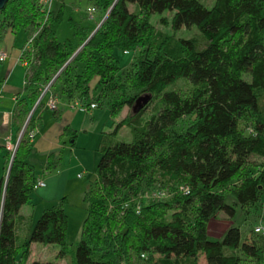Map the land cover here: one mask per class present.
Listing matches in <instances>:
<instances>
[{"label":"trees","instance_id":"1","mask_svg":"<svg viewBox=\"0 0 264 264\" xmlns=\"http://www.w3.org/2000/svg\"><path fill=\"white\" fill-rule=\"evenodd\" d=\"M114 2L87 0L98 21L108 15L77 53L92 30L71 21L80 42H59L60 11L47 12L40 0H8L0 10V40L7 31H38L21 56L28 68L12 113L15 134L54 77L51 93L67 103L108 106L112 117L131 109L98 146L71 264H199L202 255L203 264H264L261 234L252 230L255 238L242 240L234 226L220 240L207 234L217 212L233 214L228 193L243 210L264 196V0H215L210 8L199 0ZM164 11L171 13V30L195 26L197 35L174 44L168 36L156 39L149 18ZM116 50L134 52L122 73ZM179 80L192 87L187 94L169 88ZM141 94L151 99L134 114ZM154 101L157 109L143 119ZM124 126L131 140L113 141L110 135ZM34 127L31 116L7 178L12 151L0 144V264H59L28 263L33 242L57 245L58 259L67 253L64 199L41 213L28 237L17 236L19 210L37 181L28 161ZM50 159L45 171L58 164ZM156 190L166 196L152 198Z\"/></svg>","mask_w":264,"mask_h":264},{"label":"rangeland","instance_id":"2","mask_svg":"<svg viewBox=\"0 0 264 264\" xmlns=\"http://www.w3.org/2000/svg\"><path fill=\"white\" fill-rule=\"evenodd\" d=\"M206 7H212L215 0H199ZM128 8L130 11L135 10L134 4H128ZM89 5L87 0H51L50 10L52 11H60V22L57 28V39L59 42L68 45L70 42L77 45L80 40L79 36L75 34V27H88L92 30L90 35L95 31L96 28H99L103 22V19L98 21L96 15H89ZM141 17V16H140ZM170 17L171 13L169 11H164L162 13H153L149 18V26L152 27L154 36L156 35V39L160 40L163 36H168V40L170 44L177 43V40L180 38H191L197 35L198 30L195 26H191L190 28L182 27L178 31L171 30L170 27ZM166 20V23H163V20ZM71 21L74 23L75 27L71 25ZM88 36V38L90 37ZM31 35L26 32L20 30L17 32V43L20 44L18 46L19 52H21V47L25 45L28 38ZM160 36V37H159ZM87 38V39H88ZM86 41V40H85ZM17 45V44H16ZM17 47V46H16ZM115 59L120 67V73L124 71V69L129 65V63L134 58V52L130 51L127 54H124L120 50H116L114 52ZM20 70V71H19ZM18 71L22 72L20 66L18 67ZM17 71V72H18ZM16 74V73H15ZM19 78H21L20 73L17 74ZM180 89L182 93L187 94L191 90V86L185 80L177 81L173 86L169 88ZM51 91V90H50ZM94 94H97V91H93ZM55 95V94H54ZM141 94L140 96H143ZM158 102L154 101L149 104V106L145 109L143 113V119L147 118L151 113H153L158 106ZM108 108V106H105ZM125 116L131 115V109L127 106L124 107ZM42 121L40 128L43 131H51L52 126H54L57 122V119L50 117V109L46 106L42 113ZM121 120L120 115L116 117L113 121L114 125L111 123V126L108 125L109 128L106 131H113L116 123ZM110 121H104L103 123H108ZM33 128H31L32 130ZM30 130V131H31ZM113 141H125L128 142L131 140V135L129 129L124 126L120 128L116 134L110 135ZM16 136H14L15 138ZM87 138L90 139H81V141L86 140L84 144H82L83 151L81 154L84 156V166L86 173L83 174L82 179L69 180L66 185L65 192H62L60 196L53 200L52 203L56 204L58 201L64 199L63 208L65 213L67 214V253L62 259H58L56 257L59 247L54 244H41L33 242L30 247V255L28 257V263L33 261L39 262H52L59 264H71L73 260L75 245L79 240L81 225L83 222V218L85 216V207L86 204L83 202L82 197L84 190L89 187L91 183L95 181V169L97 162L99 160V153L97 152V148L93 147L92 139L93 135H89ZM80 142V141H79ZM13 144V142H11ZM81 143V142H80ZM12 146H15L13 144ZM42 153V152H41ZM40 153L37 146L34 147V150L29 157L31 164H33L36 171L41 172L43 167L45 166V156ZM255 163H260L262 160L256 156H252L251 159ZM62 161L59 163L58 167L55 169H59ZM9 166V164H8ZM73 166V164H72ZM71 166V167H72ZM63 167L69 171V155L65 153L63 158ZM8 169V167H7ZM72 170V169H71ZM54 170L47 172V174H53ZM41 188V187H40ZM86 191V190H85ZM42 191L33 190L30 194V202L24 204L21 209V214L29 215L26 220H19L17 222V236L19 239H23L29 236L31 229L35 221L39 218L41 213L51 207V203L48 204V200L43 199ZM226 203L231 205L234 209L232 215L228 216L225 212H217L215 216L210 220L208 224V238L210 240H220L223 236V233L231 226L239 228L241 232L242 240L250 234L252 238H255V235L252 233V230L255 225L260 222H264V196L261 201L257 203L255 206L250 207L248 209H242L239 205L235 204V200L231 194H227L225 196ZM48 205V206H47ZM51 205V206H50ZM171 211L168 212V214ZM169 216V215H168ZM250 236L248 237L250 239ZM244 240L245 244H249V239ZM250 252L253 251V248H248ZM251 260V259H250ZM205 259L203 255L200 257L199 264H203ZM244 264H255V260L249 261Z\"/></svg>","mask_w":264,"mask_h":264},{"label":"crops","instance_id":"3","mask_svg":"<svg viewBox=\"0 0 264 264\" xmlns=\"http://www.w3.org/2000/svg\"><path fill=\"white\" fill-rule=\"evenodd\" d=\"M17 32L13 33L7 31L0 40V52L6 54V60L0 62V144H5L6 146L8 139L11 145L17 143L19 133L15 134L14 128L11 126V119L17 97L23 94L25 74L28 68L18 62L20 56L18 46H20V44L16 41ZM23 47H21V50ZM19 66L22 72H19L20 70L18 71ZM18 73H20L21 78L17 75ZM49 93L42 98L41 104L35 109L33 106L30 112L32 111L31 116L35 119V127L33 129L34 135L31 139L32 152L34 147L37 146L40 153L42 152L41 154L45 156V166L50 158L53 160L59 159L56 167H58L59 163L62 161L59 169H52L54 170L52 172L53 174H47V172L52 170L45 171V166L41 172L36 171L34 168L37 179L45 183L44 187L34 190L39 192L42 191L41 197L48 200V204L51 203L52 205L54 204L52 201L57 199L62 192H65L67 182L70 179H82L83 174L86 173L84 166L85 159L81 154L84 148L82 144H84L86 140L81 141L80 138L90 139L87 137L93 135V138H91L92 145L98 149L104 133L110 132L106 131V129L109 128L108 125L111 126V123L114 125L115 122L113 120L116 117H112L109 108H105V106H97L87 112H82L70 108L65 100L57 98L58 109L54 112L50 110V117L57 119L59 122L52 126L51 131L45 132L40 128V125L43 118L42 113L46 108V99L50 95ZM119 115L121 119L125 117L124 108ZM104 121L110 122L103 123ZM66 128H69L74 135L64 132ZM14 136L16 137L14 138ZM11 142H13V144ZM65 153L69 155V171L63 167ZM28 161L31 164L29 158ZM31 165L33 166V164ZM79 174H81L80 177H78ZM22 207L19 210V215L23 220H26L29 215L21 214Z\"/></svg>","mask_w":264,"mask_h":264},{"label":"built area","instance_id":"4","mask_svg":"<svg viewBox=\"0 0 264 264\" xmlns=\"http://www.w3.org/2000/svg\"><path fill=\"white\" fill-rule=\"evenodd\" d=\"M40 2H41V4H42V6L45 8V10L48 12V11L50 10V3H51V0H40ZM89 15H90V17H92V15H93V14H92V9H89ZM37 32H38V31L32 33L31 36L28 38V40H27V42L25 43L24 47L22 48V50H21V52H20V56H19V58H18V62H19L20 64H23V65L27 66V67H28V62H27V60L21 58V56H22L26 51H28V50L30 49V47H31V45H32V42H33L35 36L37 35ZM124 54H127V52L125 51ZM5 60H6V54H5L4 52H0V62H4ZM54 78H55V77H54ZM53 81H54V80H53ZM53 81L51 80V81L49 82V84H47V85L43 88V90H42V92H41L39 98L37 99V101H36V103H35V105H34V109H35L36 107H38V106L41 104V100H42V98H43L47 93H49V92H50V93H49L50 95H49V96L47 97V99H46V106H47L50 110H52V111H56V110L58 109V99H57V97H56L54 94H52L51 91H50V86H51V84L53 83ZM68 106H69L70 108H72V109H77V110L82 111V112H87V111H89L90 109H94V108L97 107V105H96L95 103H91L89 106H87V105H84V104L80 103L78 100H73V101L69 102V103H68ZM33 135H34V130H31V131L29 132V136L32 138ZM6 147H7V149L11 150L12 152H13V150H14V148H15V146H12V145L10 144V140H9V139H8V142H7V146H6ZM80 176H81V174L78 175V177H80ZM44 186H45V183H44L43 181L37 179L36 183L34 184V189H37V188H40V187H44ZM150 196H151L152 198H154V199H160V198L165 197V196H166V193H165L163 190H156V191H154L153 194L150 195ZM253 232L256 233V234H261V235L264 237V222H260V223H258L257 225H255L254 228H253ZM141 257L143 258L144 255L141 254ZM121 264H124V263H121Z\"/></svg>","mask_w":264,"mask_h":264},{"label":"water","instance_id":"5","mask_svg":"<svg viewBox=\"0 0 264 264\" xmlns=\"http://www.w3.org/2000/svg\"><path fill=\"white\" fill-rule=\"evenodd\" d=\"M8 0H0V10H2L3 8H4V6H5V4H6V2H7ZM116 1L117 0H115V2L113 3V5L116 3ZM113 5L111 6V7H113ZM107 15L108 14H106L105 15V17H104V19L107 17ZM103 19V20H104ZM97 29L98 28H96L95 29V31L90 35V37L97 31ZM89 37V38H90ZM88 38V39H89ZM88 39L76 50V53L79 51V49H81V47H83L84 45H85V43L88 41ZM75 53V54H76ZM74 54V55H75ZM71 59V58H70ZM70 59L67 61V62H69L70 61ZM55 78H52V81L54 80ZM151 99V95L150 94H145V95H143V96H139L136 100H135V102H134V104H133V106H132V112L135 114V113H137L144 105H146L148 102H149V100ZM31 115H32V111L28 114V117H27V119H26V121H25V123H24V125H23V127H22V129H21V131H20V133H19V136H18V139H17V143L15 144V148H14V150H13V152H12V154H11V157H10V162H9V166H8V170H7V174H6V178L8 177V174H9V171H10V167H11V163H12V160H13V157H14V154H15V151H16V148H17V145H18V141H19V138L21 137V135L23 134V132H24V130H25V128H26V126H27V124H28V121H29V119H30V117H31Z\"/></svg>","mask_w":264,"mask_h":264}]
</instances>
